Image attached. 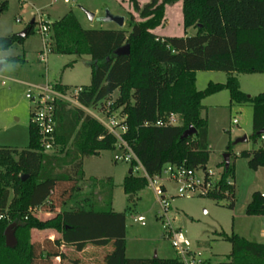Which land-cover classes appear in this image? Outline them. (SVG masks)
<instances>
[{
    "label": "trees",
    "instance_id": "obj_1",
    "mask_svg": "<svg viewBox=\"0 0 264 264\" xmlns=\"http://www.w3.org/2000/svg\"><path fill=\"white\" fill-rule=\"evenodd\" d=\"M0 13L8 0H0ZM183 3L185 29L193 27L192 36H159L154 30L165 20L166 6ZM140 20L130 14L131 29H85L73 12L51 22L52 51L62 55L90 56L91 83L77 94L80 105L64 99L55 100V137L61 150L47 153L41 145L38 128L29 124V145L18 150L0 146V264H83L80 257L70 258L65 246L82 252L88 245L112 246L101 264H184L175 258H129L126 256V216L112 208V179L102 184L109 188L103 207L93 199H84L85 208L70 206L74 194L85 180L84 158L119 146V137L85 108L104 109L115 91L118 97L109 102L110 110H121L126 130L120 137L137 159L132 173L123 183L127 194H136L148 185L146 175L135 176L134 167L141 165L150 177L161 175L165 165H185L208 175V123L201 117L202 101L209 95L228 89L231 103H250L253 108V135L261 146L241 151L253 170L264 168V93L248 96L235 73H264V0H150L142 4L129 0ZM38 24L27 26L26 37L0 35V51L23 44ZM129 44V55L115 51ZM12 61L24 58L12 57ZM70 66L73 63L69 64ZM198 71H223L226 82H210L204 90L196 88ZM54 88L65 93L67 86ZM109 110V111H110ZM171 113L182 116L183 125L157 126ZM146 123H149L146 125ZM190 126L196 132L181 139ZM228 151L231 150L229 144ZM229 153V152H227ZM217 184L207 196L228 198L234 207V165L231 160ZM27 176L26 179H23ZM226 192V193H225ZM42 219L37 210L48 207L54 212ZM36 209V210H35ZM249 216H264V194L255 191L246 207ZM16 223L17 245L8 247L5 229ZM54 230L59 236L43 242L32 241V231ZM232 245L227 261L218 264H264V243L250 241L238 234L220 233ZM66 260V262H65ZM203 264H211L205 260Z\"/></svg>",
    "mask_w": 264,
    "mask_h": 264
},
{
    "label": "rangeland",
    "instance_id": "obj_2",
    "mask_svg": "<svg viewBox=\"0 0 264 264\" xmlns=\"http://www.w3.org/2000/svg\"><path fill=\"white\" fill-rule=\"evenodd\" d=\"M142 4L150 0H139ZM1 4V1H0ZM183 3L179 1L166 6L165 20L154 32L159 36H192L196 29H185L183 24ZM85 10L94 14L89 19ZM73 12L85 29H117L115 22H106L107 12L114 16L125 17L123 28L131 29L130 14H134L137 21L139 14L133 10L129 0H8L5 10L0 13V35L9 36L25 30L34 19L38 24L33 33L26 38L23 44L16 43L10 49L0 51L3 53L2 69L0 70V146L22 150L29 145V124L34 109L33 102L26 97L29 90L35 91L38 85L61 84L67 86L65 93L73 97L81 87L91 83L90 56L62 55L53 52L52 33L44 36L40 31V20L50 23L59 20L65 14ZM46 41L47 47L44 42ZM47 53V61L41 60V54ZM24 58V61H12V57ZM73 63V65H69ZM229 74L223 71H198L196 73V88L204 90L210 82L227 81ZM241 90L248 96L264 93V73H235ZM119 95V92H118ZM114 94L105 103L106 109L101 106L85 108V111L102 123L115 124L118 131L122 123L121 110H110L109 102L118 97ZM201 117L208 123L209 160L208 171L214 187L218 184L225 169L224 154L231 153L234 165V177L228 180L235 184L234 207L229 205L228 198H213L201 195L198 192H188L185 195L177 194V184L167 179L163 174L161 180L165 183L166 197L171 208L168 216L173 225L181 229L192 241V248L200 252L199 258L218 264L228 260L232 245L220 233L238 234L250 241L264 243V216L246 214V207L252 200L255 191H264V168L253 170L248 165V159L239 156L241 151L258 149L263 140L252 138L253 108L250 103H231L228 89L207 96L203 101ZM73 104H71V107ZM110 110L109 112H107ZM237 119L238 123H234ZM181 115L177 125H183ZM247 136L248 140L235 144V141ZM231 145V150L227 148ZM61 150L58 145L55 152ZM122 154L119 148L101 151L100 155L84 158L83 170L85 180L80 183L81 190L74 194L70 204L75 208H85L84 199L90 198L99 201L109 194V188L102 184L112 179V208L123 212L126 216V256L129 258H175L176 252L166 237L163 218L160 217L162 207L153 187L148 185L136 194H127L123 183L130 174L131 164L126 161H115L116 155ZM135 176H143L141 166L134 167ZM203 172L198 170L197 176L202 177ZM83 187V188H82ZM217 187V186H216ZM82 192V193H81ZM226 193V192H225ZM101 201L99 207L104 206ZM48 207L37 210L36 214L42 219L53 217L59 210L56 203L54 212H48ZM144 216L145 224L135 221V217ZM58 237L54 230H33L32 241L43 242L47 238ZM51 238V239H54ZM94 246V245H93ZM77 252L71 246H65L70 258L80 257L83 264H101L106 248L90 256L91 249ZM53 259L51 264H55ZM59 261V260H58ZM66 262V260H65ZM61 263V262H59ZM57 263V264H59Z\"/></svg>",
    "mask_w": 264,
    "mask_h": 264
},
{
    "label": "built area",
    "instance_id": "obj_3",
    "mask_svg": "<svg viewBox=\"0 0 264 264\" xmlns=\"http://www.w3.org/2000/svg\"><path fill=\"white\" fill-rule=\"evenodd\" d=\"M65 3H69L70 0H64ZM40 31L42 35L47 36L51 33V22L48 23L45 20H40ZM45 47H47L46 41L44 42ZM49 50H46L41 54V60H47V53ZM82 90L79 88L73 97L68 96L67 93H62L57 91L54 86L47 85L45 87L39 88L38 90H29L26 94V97L30 99L34 104V109L31 113V122L35 124L38 128L41 145L47 153H54L57 148L56 137H55V128H56V107L55 100L61 98L73 105H80L76 99L77 94ZM110 104V103H109ZM109 112V110L107 111ZM179 114L171 113L165 120H158L156 122L157 126H167V125H177ZM123 121V119H122ZM103 122V121H101ZM234 123H238V120L235 119ZM110 132L114 133L119 137V146L118 148L122 151V154L116 155L115 161H126L131 163L133 159H137L133 151L128 147L125 141L120 137L121 132L126 130V125L122 124L119 126L120 131L116 128V125H110L104 123ZM149 123H146L148 125ZM264 139V136H262ZM141 166V165H138ZM141 168H143L141 166ZM144 170V169H143ZM202 171V170H201ZM198 170L189 168L185 165H174L167 164L165 165L161 175L150 177L144 171V174L148 178L149 185L153 187L155 193L158 196L159 202L162 207L161 215L163 220V225L166 230V237L172 244L176 252V256L183 261L184 264H203L205 260L200 259L199 253L192 248V241L186 236V234L173 225L172 218L168 216V212L171 208L170 201L167 199L165 193L164 183L161 182L163 174L167 177L168 180L173 181L177 184V194L185 195L188 192H198L201 195H207L211 193L213 189L216 188L217 184L214 187V182L211 180V172L208 171L206 176L203 172L202 177L197 176ZM230 183H232L230 181ZM36 210V209H35ZM3 215H0V219ZM135 221L145 224V217L140 215L135 217Z\"/></svg>",
    "mask_w": 264,
    "mask_h": 264
},
{
    "label": "water",
    "instance_id": "obj_4",
    "mask_svg": "<svg viewBox=\"0 0 264 264\" xmlns=\"http://www.w3.org/2000/svg\"><path fill=\"white\" fill-rule=\"evenodd\" d=\"M85 13L87 14V16L89 17V19H93L94 18V14L88 10H85ZM34 19L31 21L33 22ZM104 21L106 22H115L119 28H123L124 24H125V17L123 16H114L112 15L110 12H107L106 17L104 18ZM19 36L21 37H26L27 35V29L23 30L22 32L17 33ZM115 53L117 55H129L130 54V45L126 44L122 47H120L119 49H117L115 51ZM2 69V63H0V70ZM196 132V129L193 126L188 127L182 134L181 139H186L187 137L193 135ZM260 134H264V130L260 132ZM248 140L247 136L244 137H240L235 141V144H238L240 142H245ZM224 164L225 167L228 168L230 165V154L229 153H225L224 154ZM129 173H132V170H129ZM27 176H24L23 179H26ZM15 227H16V223H11L10 225H8L5 229L4 235H5V240H6V245L8 247H15L18 243L16 235H15ZM157 255H155L156 257Z\"/></svg>",
    "mask_w": 264,
    "mask_h": 264
},
{
    "label": "crops",
    "instance_id": "obj_5",
    "mask_svg": "<svg viewBox=\"0 0 264 264\" xmlns=\"http://www.w3.org/2000/svg\"><path fill=\"white\" fill-rule=\"evenodd\" d=\"M47 61V60H46ZM47 85H50V84H48V83H46V84H42V85H38L36 88V90H38L39 88H42V87H45V86H47ZM118 92L119 91H115L114 93H113V95L114 94H117L118 95ZM112 95V96H113ZM164 186H166L165 185V183H164ZM83 188V187H82ZM263 194H264V191H261ZM82 193V192H81ZM70 206H72L71 204H70ZM42 234H51L52 236L54 235L53 234V232H47V233H42ZM51 238H54V236L53 237H51ZM91 246H93V245H88L86 248H85V250L84 251H82V252H85V251H87V250H89V248H91ZM104 248H106V253L105 254H107L108 252H110L111 250H112V246L111 245H108V246H105V247H98V246H93V249H91L90 251H91V253H90V256H93V255H95L96 253H98L100 250H102V249H104ZM64 251L66 252V249H64ZM126 252H127V246H126ZM82 256V255H81ZM80 256V257H81ZM59 260V261H58ZM55 264H57V263H59V262H61V260L60 259H55ZM103 262V261H102ZM101 262V263H102ZM211 264H213L212 262H210ZM60 264V263H59Z\"/></svg>",
    "mask_w": 264,
    "mask_h": 264
},
{
    "label": "clouds",
    "instance_id": "obj_6",
    "mask_svg": "<svg viewBox=\"0 0 264 264\" xmlns=\"http://www.w3.org/2000/svg\"><path fill=\"white\" fill-rule=\"evenodd\" d=\"M2 57H3V53H0V63L3 62Z\"/></svg>",
    "mask_w": 264,
    "mask_h": 264
}]
</instances>
